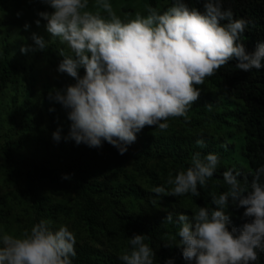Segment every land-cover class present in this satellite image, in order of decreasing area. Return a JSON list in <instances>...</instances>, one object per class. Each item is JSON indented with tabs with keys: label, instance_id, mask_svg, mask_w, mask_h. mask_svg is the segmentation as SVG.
<instances>
[{
	"label": "trees",
	"instance_id": "trees-1",
	"mask_svg": "<svg viewBox=\"0 0 264 264\" xmlns=\"http://www.w3.org/2000/svg\"><path fill=\"white\" fill-rule=\"evenodd\" d=\"M94 2L89 0L92 11H96ZM109 2L126 22L137 12L146 16L145 5L162 13L173 0ZM186 2L203 11L202 0ZM224 8L232 9L233 19L249 22L238 43L246 52H254L264 43V0H224ZM39 11L52 9L40 0H0V96L9 104V109H0V175L18 185L4 190L0 182V235L19 236L48 220L53 230L63 225L74 232L73 264H122L118 257L130 247L129 238L146 234L145 242L156 254L154 264H166L168 259L189 264L182 246H165V237L179 227L165 218L169 213L174 220L179 213L191 218L199 207L214 209L211 196L228 187L224 171L241 173L242 186L246 177L250 187L252 173L264 166V68L243 71L236 68L235 58L229 61L196 86L200 96L186 118H169L164 132L145 126L123 155L107 141L99 148L77 144L66 139L71 124L67 110L50 98V93L54 96L55 90L75 83L57 71L63 59L59 50L71 53L47 32ZM101 15L108 18L102 10ZM36 19H41L40 26ZM227 23L220 20L221 25ZM33 33L44 37L46 49L32 51L36 47ZM21 46L29 50L22 53ZM79 72L84 75L83 68ZM58 129L61 139L56 142L52 134ZM198 139L206 146H198ZM196 152L202 156L214 152L220 159L207 185H198V197L151 192L156 186L171 190L169 176L186 171ZM65 174L71 179H62ZM227 212L237 228L251 219L243 216V207L231 203ZM249 264H264V251L258 250V260Z\"/></svg>",
	"mask_w": 264,
	"mask_h": 264
},
{
	"label": "clouds",
	"instance_id": "clouds-1",
	"mask_svg": "<svg viewBox=\"0 0 264 264\" xmlns=\"http://www.w3.org/2000/svg\"><path fill=\"white\" fill-rule=\"evenodd\" d=\"M40 2L52 9L37 13L46 21L47 32L71 53L59 50L63 59L57 71L74 78L75 83L63 91L55 90L50 98L67 110L71 124L66 139L77 144L99 148L107 141L123 155L145 126L164 132L169 128V118H186L189 107L200 96L196 86L203 85L229 61L235 58L236 68L243 71L264 68V43L252 53L245 51L238 40L249 22L233 19V11L224 8V0H202L203 11L189 7L186 0H173L162 13L145 5L146 16L137 12L126 22L109 0H95L92 7L96 11L90 9L89 0ZM223 19L228 20L227 25L220 24ZM35 23L40 26L41 19ZM32 39L36 45L32 51L48 47L43 36L33 33ZM28 50L21 46L22 53ZM52 138L60 141L59 129ZM196 143L201 148L206 146L203 139ZM219 164L216 153L202 156L196 152L186 171L169 176L171 190L156 186L151 192L198 197V185L205 187ZM239 176L241 173L234 174L232 169L223 172L228 187L211 196L214 209L199 207L191 218L179 213L175 220L169 213L166 221L179 227L175 234L165 237V246H182V256L189 264L257 261L258 250L264 251V166L252 173L250 187L246 177L242 186ZM62 179L71 176L65 174ZM230 203L243 207V216L251 218L240 228L232 225L227 212ZM51 224L41 220L19 236L7 232L0 235V264H73L74 232L63 225L53 230ZM147 238L146 234L129 238L130 247L118 257L122 264H154L156 254L145 242ZM166 264H173V260Z\"/></svg>",
	"mask_w": 264,
	"mask_h": 264
},
{
	"label": "rangeland",
	"instance_id": "rangeland-1",
	"mask_svg": "<svg viewBox=\"0 0 264 264\" xmlns=\"http://www.w3.org/2000/svg\"><path fill=\"white\" fill-rule=\"evenodd\" d=\"M117 2L121 3L122 0H116ZM9 109V104L7 101H5V99L3 97L0 96V109ZM0 182L2 183V187L4 188V190H8V189H16L18 187V185L16 184H10L8 181H7V178L6 176L3 174V175H0Z\"/></svg>",
	"mask_w": 264,
	"mask_h": 264
}]
</instances>
